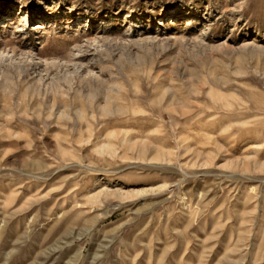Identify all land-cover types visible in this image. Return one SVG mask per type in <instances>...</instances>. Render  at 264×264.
<instances>
[{
	"label": "rangeland",
	"instance_id": "rangeland-1",
	"mask_svg": "<svg viewBox=\"0 0 264 264\" xmlns=\"http://www.w3.org/2000/svg\"><path fill=\"white\" fill-rule=\"evenodd\" d=\"M0 264H264V0H0Z\"/></svg>",
	"mask_w": 264,
	"mask_h": 264
}]
</instances>
